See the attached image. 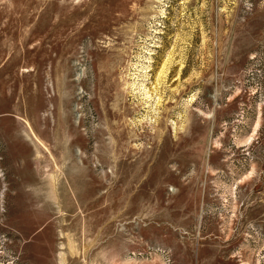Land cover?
<instances>
[{
    "label": "rangeland",
    "instance_id": "rangeland-1",
    "mask_svg": "<svg viewBox=\"0 0 264 264\" xmlns=\"http://www.w3.org/2000/svg\"><path fill=\"white\" fill-rule=\"evenodd\" d=\"M0 264H264V0H0Z\"/></svg>",
    "mask_w": 264,
    "mask_h": 264
}]
</instances>
